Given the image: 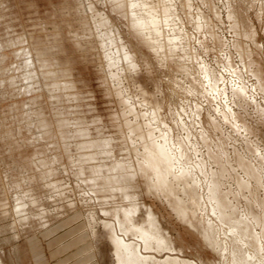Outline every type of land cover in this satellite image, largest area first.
<instances>
[{
    "label": "rangeland",
    "instance_id": "374dc122",
    "mask_svg": "<svg viewBox=\"0 0 264 264\" xmlns=\"http://www.w3.org/2000/svg\"><path fill=\"white\" fill-rule=\"evenodd\" d=\"M144 2L170 7L156 26L169 41L163 54L112 0H0V264H54L62 258L51 261L49 246L64 252L72 241L90 250L79 264H115L103 224L116 227L119 207L137 221L150 209L179 258L227 264L148 190V145L168 149L172 173L190 174L181 182L196 195L186 207L197 230L223 237L207 199L216 184L233 217L261 236L264 0Z\"/></svg>",
    "mask_w": 264,
    "mask_h": 264
},
{
    "label": "bare ground",
    "instance_id": "6f19581e",
    "mask_svg": "<svg viewBox=\"0 0 264 264\" xmlns=\"http://www.w3.org/2000/svg\"><path fill=\"white\" fill-rule=\"evenodd\" d=\"M112 2L113 3H111V4H113V5L115 4V7L117 6V9L122 7L120 9H123V11L125 12V14H126L125 18L127 17L128 20L130 19L132 21L133 27L135 28V31L142 34V37H141L142 43H144L147 47L151 48L152 50L156 51L159 54H160V52L162 53V51L166 49V47L169 44V41L168 40L165 41L164 37L162 38V36H164V35H161V33H159V31L156 29V26L160 22V19L164 20L165 16H167V14L171 13V12L169 13L170 7H168L166 5V3L163 4V2H162V3H160L161 4L160 7L158 6L156 8H153V7L145 4L144 0H112ZM187 5H188V3H187ZM137 8L140 10H143L144 13H146V15L147 14L151 15V17H149L150 20L145 21L141 17L142 14L136 13L135 10ZM120 9H119V11H120ZM185 9L187 10L188 8L186 7ZM170 11H171V9H170ZM157 14H160L158 16V18H157ZM176 16L177 15H175V17ZM177 20H178V17H177ZM108 40H110V39H108ZM175 48H176V46H175ZM186 51H187V49H186ZM164 57H166V56H164ZM126 58H128V57H126ZM190 59L191 58H189V60ZM181 68H180V70H181ZM185 69H186V67H185ZM133 130H135V129H133ZM138 134H139V132H138ZM141 136H139V138ZM147 149L149 150V151L147 150L148 153L146 154L145 151H143V153H144V155L145 154L148 155L149 159L146 160L144 165H142V164L141 165H142V167L147 169V171H151L153 177L155 178V183L153 182L154 184H151L152 182H149L148 180H146L150 183V185L148 186V190L151 191V193L157 192V193L163 195V197L166 200L168 199V202H169L168 205H169L170 209L172 210L174 215L182 222V224L187 225L189 227V229L192 230L193 232H195L196 234H201V236L203 237L202 239H204L205 243L209 247H214L215 249H217L219 251L218 252L219 257L221 259L225 260L227 264H264V252L261 250V248H262L261 242L264 240V225L262 227L261 236L256 235V234H252L249 231L250 228L248 229L249 226L248 227L246 226V222H245L246 220L241 221V220H237L233 217L235 214L233 215L231 213L232 210H230V208L227 206L228 203L225 204V201L220 198V196L217 193L216 184H213V187L211 186L209 191H208L209 197L207 199H208L209 204L213 203V205H212L213 207H211L212 212L217 216V219L219 220L218 222L220 223V230L222 231L223 237H220L222 239L219 240V238H217L220 236L219 235L220 233L218 231H216V233H218V235H219V236L216 235L217 237L215 236V233H212L213 231L208 232L211 230V227L208 228L207 230L202 229L203 232H201V231H199L200 226H198L199 230H197L195 228V226H193L189 222V220H190L188 217L189 208H187L188 206L186 207V198H187V196L189 198L188 194H190V193H189V190H187V188L185 187V182H181L182 181L181 179L184 180V178L185 179L189 178L190 174L186 173V172H182L179 176H177L176 174L172 173L171 158L169 157L168 149L165 146H163V145H155V146L150 145L149 146L148 145ZM138 155H140V154H138ZM142 160H143V158H142ZM139 164L140 163H138L137 165H139ZM139 167H141V166H139ZM140 170H141V168H140ZM246 173H247L248 177H250L251 179L253 177H255L254 173L251 172L250 169H248V170L246 169ZM96 174H97L96 176H98V173H96ZM136 175H138V174H136ZM144 176L146 177V175H144ZM149 176L151 177V175H149ZM92 177H94V176H92ZM121 178H123V177H121ZM170 178H172L177 183H179V184H177V186L180 185L182 187L181 190H179V192L181 193V197H179L178 192H176L173 189L172 184L170 186L169 181L172 180V179L169 180ZM258 178H259V176H258ZM94 179H96V178H94ZM98 179H100V178H98ZM112 179L114 180L115 178L112 177ZM143 179H145V178H143ZM103 180H105V178ZM117 180L118 179H116L115 181H113L114 183H112L108 179L107 184L108 185L110 183L112 185L114 184L113 186H117L116 188L118 189L119 181H117ZM123 180H124V178H123ZM172 182L173 181H171V183ZM105 184H106V182H105ZM173 184L175 185V183H173ZM203 193H204V191H203ZM196 194H197V192H196ZM149 195H150V193H149ZM161 195H160V197L162 199L163 197ZM190 196L194 200L196 195L194 193H192V194H190ZM156 197H158V196H156ZM130 202H132V201H130ZM164 202L166 203V201H164ZM189 203H190V201H189ZM192 206H193V203H192ZM128 207H129V205H128ZM131 207H134V206L132 205ZM138 207H139V205H138ZM193 208H194V206H193ZM206 208H208V207H206ZM130 209L121 210V208L119 207V211L121 210L120 212L119 211L117 212L116 210L113 211L112 214H113V217L116 219V223H115L116 227H114L113 225L111 226L110 224H107L106 222H105L106 224L102 223L105 226V231L107 232V234H109L108 235L109 237L107 239L111 241V242L109 241L110 244L112 243L111 246L113 247L115 264H194L192 262L184 260L183 258L182 259L179 258V256L183 255V253L181 251L182 249L177 250L175 248V245L171 239V236L169 235V233L167 231L162 230V228H161L162 225L160 226L156 217L153 215V213L151 212V210L148 207H147V209H149V210L144 211V214H143L144 218L141 220L139 219L140 221H137L138 219L137 220L134 219L136 216H134V218H133L134 211L130 210ZM18 210L20 211V215H21L23 213V212H21L22 210H20V209H18ZM139 213H141V212H139ZM120 217H122V218L120 219ZM254 218H256V217L254 216ZM248 221H250V220H248ZM257 222H258V219H257ZM86 223H88V222L86 221ZM218 227H219V225H218ZM115 228L117 229V231L120 234L123 235V237H124V235H125V237L131 236V238L133 237L134 239H136V241H131V242L128 240L125 241L123 238L117 237L116 233H115V231H116ZM218 229L219 228H217V230ZM262 249H264V247ZM175 253L177 254V256L175 255ZM225 261H223V263Z\"/></svg>",
    "mask_w": 264,
    "mask_h": 264
},
{
    "label": "crops",
    "instance_id": "0c3cea01",
    "mask_svg": "<svg viewBox=\"0 0 264 264\" xmlns=\"http://www.w3.org/2000/svg\"><path fill=\"white\" fill-rule=\"evenodd\" d=\"M72 225V224H71ZM73 227V226H72ZM72 229H74V228H72ZM72 229H70V232H68L67 233V235L66 236H63V234L61 235V234H59L60 235V237H61V239H64L65 241H68V240H70V238L74 235V234H77V233H74L73 232V230ZM58 234V233H57ZM52 241V240H51ZM56 246H58V245H54L53 243L49 246V248L50 247H53V252H50L49 253V257H52V259H51V261H56V260H58V258L60 259V258H62L63 259V257L64 258H72V255L73 254H77V259H71V260H73L72 261V263H74L75 262V264H79L80 263V261L82 260V259H84L86 256H87V253L88 252H90V250L87 252V253H82V252H80L79 250V248H81V244L78 242H76V244H73V241L71 242V244L69 245V247L63 252V251H60L59 249H55L56 248ZM74 249H76L75 250V252H73V250ZM70 250V251H69ZM69 251V252H68ZM78 251V252H77ZM48 257V258H49ZM62 259H60V260H62ZM60 260H58L57 262H55L54 264H57ZM86 263H88V262H85L84 264H86ZM59 264V263H58Z\"/></svg>",
    "mask_w": 264,
    "mask_h": 264
}]
</instances>
